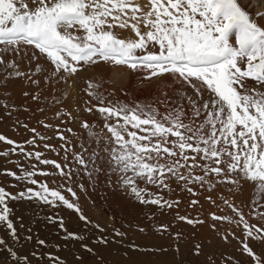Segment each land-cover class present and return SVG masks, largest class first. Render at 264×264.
<instances>
[{
    "label": "snow or ice",
    "instance_id": "obj_1",
    "mask_svg": "<svg viewBox=\"0 0 264 264\" xmlns=\"http://www.w3.org/2000/svg\"><path fill=\"white\" fill-rule=\"evenodd\" d=\"M112 77L113 83L138 78L136 91L141 93L171 88L172 106L161 114L151 104L109 99L112 93L106 95L102 85ZM17 88L38 104L63 105L72 93L76 101L84 93L82 104L55 115L62 124V118L77 123L94 146L82 143L80 151L70 150L71 141L57 131L63 142L60 162L25 148L35 146L37 138L52 139L36 128L22 125L34 134L24 144L0 134V142L12 146L0 151V157L19 155L52 166L46 170L37 163H17L19 172H0L18 189L10 192L0 186V228L11 241L33 240L31 228L21 238L16 222L24 229L25 217L15 216L12 204L33 210V222H39L35 209L62 207L74 213L82 227L69 230L61 216L48 215L46 222L55 226L65 245L78 244L91 264H105L101 246L110 247L112 241L86 214V204L70 186L82 171L93 185L103 176L109 188L124 193L130 202L161 210L179 207V199L161 194L174 191L173 181L192 197L198 195L197 188L215 191V197L209 194L205 200L228 214L209 212L212 223L178 213L176 219L193 228L207 224L211 240L222 245L236 241L247 258L241 264H264V0H0V89L7 95ZM66 131L75 135L71 127ZM43 147L60 155L55 145ZM77 187L84 189L82 184ZM246 187L247 197L237 202ZM199 204L193 198L188 207ZM220 224L228 227L221 229ZM168 227L155 230L166 232ZM86 230L101 233L92 246ZM112 232L114 238L125 235L115 227ZM36 244L45 246L46 241L37 239ZM131 247L144 255L167 251L163 246ZM191 255L193 264H201V257L203 264L233 260L223 252L219 257L214 250L205 252L200 243ZM45 258L47 264H66L51 252H21L0 237V264H39ZM76 260L88 264L84 256Z\"/></svg>",
    "mask_w": 264,
    "mask_h": 264
},
{
    "label": "rangeland",
    "instance_id": "obj_2",
    "mask_svg": "<svg viewBox=\"0 0 264 264\" xmlns=\"http://www.w3.org/2000/svg\"><path fill=\"white\" fill-rule=\"evenodd\" d=\"M143 2V0H142ZM127 35V33H124ZM116 71H120L117 69ZM112 79H106L102 85V90H106L105 94L112 93L109 99H119L123 103H141L151 104L159 113L164 114L172 106L168 100L172 96L173 89H157L151 94L147 92L141 93L136 91L140 87L138 78L136 82H130L127 80L112 82ZM48 95L47 93H45ZM73 96L76 93H72L67 101L63 105H55L47 101L37 103L29 99H25L22 96L20 90L9 89L8 94L5 95L4 91L0 89V134L16 141L17 143L24 144V141L31 139L33 133L22 127L23 124H27L29 128H36L37 132L41 135L50 136L52 139L47 141H39L37 138V144L35 146L24 145L28 150L41 151L44 153V158L55 159L63 162V151L59 148V144L63 143L56 136V132L60 131L66 135L71 141L69 145L70 150L80 151V144H85L86 147L92 148L94 144L91 141L85 140V133L79 129L78 124L74 122L61 123V119H58L55 113L59 110H72L77 107L78 104H82L84 99H87L84 93H80L81 99L73 100ZM48 100H51V95H48ZM3 104H8L9 107L4 109ZM28 110L25 111L24 109ZM39 108H43L44 111H38ZM89 120L95 121V117L87 116ZM40 121L53 125L52 128H44ZM59 126V128H57ZM71 127L75 133H68L66 129ZM99 131V128L96 129ZM44 143H49L57 147L58 156L43 147ZM10 147L3 142H0V151H7ZM11 161V162H10ZM24 164L28 166L29 163H37V167L44 168L46 170H52V166L39 165L36 161L29 162L27 158L19 155H10L9 157H0V172L4 169H10L19 172L16 164ZM71 164V160H69ZM37 179H43L37 177ZM50 179V178H49ZM75 182L70 183V186L77 191V194L81 197V202L86 204V214L90 216L94 221L101 224L106 229L103 233L110 241L111 246H101V254L105 264H133V262L152 261L155 264H167V262L175 259L176 261H183V264H193V256L191 250L197 243L203 245L205 252L215 251L217 256L221 252L227 257L231 255L233 257L232 264H241L246 257L237 250L236 241H232L228 245H222L217 241L211 240V233L208 225L198 226L193 228L186 223L180 222L176 219L177 213L179 215H187L190 217L203 218L208 220V223H212L209 219V212H217L219 215L228 214V210L219 212L216 207L212 206L205 200V196L211 194L213 197L217 195L215 191L209 193L206 189L197 188L198 195L192 197L187 192H182L176 183L172 182V188L174 191L168 192L164 190L161 194L170 200L179 199L181 202L178 208L172 210H161L156 206H143L133 202H130L126 195L118 190L109 188L105 182V177L101 176L96 184H91L88 181L87 176L83 175V172L76 174L74 178ZM15 183L11 177L6 175H0V186L6 188L10 192H15L18 189L11 187ZM77 184L84 185V189L81 190L77 187ZM157 191V189H153ZM248 189L246 187L243 196H237L236 201L239 202L245 199L248 195ZM223 194V193H220ZM198 199L200 204L195 208H189V202L191 199ZM95 202V204L93 203ZM11 203V202H10ZM15 209V216L23 215L24 229L20 228V222H16L17 229L21 238L27 235V229L31 228V235L33 240L31 242L23 241L13 242L7 236L6 230L0 228V237H4L8 240L14 248L21 252L30 253L32 251L37 252H51L54 256H59L66 261V264H79L76 260L77 256H84L88 260V264H91V258L80 249L76 243H65L59 239L60 233L57 231L54 225L48 224L46 218L48 215L61 216L65 220L66 226L69 230L82 227L77 217L70 210L64 208L51 209L43 207L35 209L39 213L38 221L33 222V210L29 209L27 205H21L15 203L11 205ZM202 206V207H201ZM114 217L115 219H110ZM15 219V217H13ZM160 225H168L166 232H157L155 229ZM221 229H226L228 225L220 224ZM115 227L124 232L123 237H115L112 232V228ZM143 227L144 232H140L139 229ZM86 240L90 246H92V239L101 235L99 230L85 231ZM37 239H44L46 241L45 246H39L36 244ZM60 247L57 249L56 245ZM139 246L140 249L147 248H163L167 249L166 252H155L153 255H144L142 252L133 249L131 246ZM177 247L179 252H176ZM203 257L200 258L201 264H203ZM33 264H36L34 261ZM39 264H47L45 260H41Z\"/></svg>",
    "mask_w": 264,
    "mask_h": 264
}]
</instances>
